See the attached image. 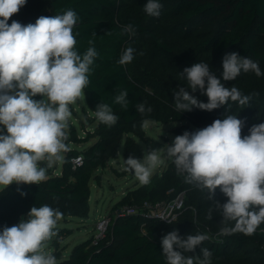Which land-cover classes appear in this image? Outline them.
<instances>
[{"label": "trees", "instance_id": "obj_1", "mask_svg": "<svg viewBox=\"0 0 264 264\" xmlns=\"http://www.w3.org/2000/svg\"><path fill=\"white\" fill-rule=\"evenodd\" d=\"M159 2L162 8L157 18L145 13L147 0H27L9 19V25L13 20L27 25L35 23L40 16L60 15L69 9L77 13L74 28V33H78L77 50L84 53L92 39L98 52L91 66L90 83L83 90L97 126L83 138L72 127L68 144L96 141L84 151L70 148L64 155L61 171L50 167L46 180L38 185L13 183L0 190V231L4 226L18 224L21 218L26 219L31 207L44 204L59 209L64 218H87L91 182H100L101 176L96 172L118 159L122 145L124 159L129 156L143 159L140 142L146 144V152L160 150L161 146L145 136L142 126L145 120L163 124L188 122L199 130L215 119L232 114L245 121L242 137L249 134L253 125L264 123V75L257 77L253 72H242L234 81L222 79L223 56L232 52L258 62L264 73V0ZM128 24L136 29L134 35L122 34ZM127 47L135 49L134 59L127 65H119L117 61ZM199 62L208 63L226 87L234 85L243 95L250 96L249 103L241 106L230 101L229 105L211 112L198 108L177 111L173 89L181 86L200 101L208 102L199 90L192 93L180 75L185 67ZM121 90L128 91L127 110L114 103L115 95ZM101 102L108 104L119 117L115 125L108 127L96 118V106ZM137 103H144L152 111L137 112ZM78 157L82 163L75 165L72 160ZM41 166H46V162H41ZM182 192H185V206L176 221L166 224L138 216L114 218L104 239L94 244L91 237L76 245L68 257L57 253V264H166L161 238L174 229L181 237L188 234L209 237L195 252L184 253L185 256L199 255L203 247L212 252V264H264V223L251 236L242 233L218 236L221 217L214 212L211 220L207 218L212 204L207 192L185 183L170 162L149 184L125 194L107 214L113 216L121 206L144 201H172ZM215 199L224 203L227 198L217 189ZM71 234L67 229L59 232L54 248L60 246V238Z\"/></svg>", "mask_w": 264, "mask_h": 264}, {"label": "clouds", "instance_id": "obj_2", "mask_svg": "<svg viewBox=\"0 0 264 264\" xmlns=\"http://www.w3.org/2000/svg\"><path fill=\"white\" fill-rule=\"evenodd\" d=\"M26 2L0 0V186L4 188L13 183L38 185L46 180L47 168L64 160V154L71 150L67 143L69 106L84 95L91 66L98 57L92 39L84 53L77 50L78 33L74 28L78 15L71 9L60 15L40 16L35 23L23 25L13 20L9 25V19ZM161 8L159 0H147L144 5L145 13L151 17L158 18ZM135 31L128 24L122 34L134 35ZM134 53V48H125L117 63H131ZM242 72L264 75L258 62L237 52L226 53L222 79L234 81ZM180 75L192 93L199 90L208 98L204 103L183 86L173 89L175 109L181 113L193 108L211 112L230 101L243 106L251 99L236 86L221 83L208 63L185 67ZM37 95L42 98L34 99ZM127 97L128 91L121 90L114 103L127 110ZM135 107L141 114L152 111L144 103ZM95 116L108 127L119 119L102 102L96 106ZM150 123L145 120L142 126ZM244 124L237 115L226 114L202 129L175 136L171 144H165L164 157L159 149L149 150L143 159L129 156L124 159L125 170L147 185L166 158L185 183L207 192L212 202L207 218L211 220L214 212L221 217L218 236H251L264 223V123L253 125L242 137ZM217 189L226 202L215 199ZM62 215L47 204L33 206L27 219L4 226L0 231V264H57L56 257L45 251L44 242L57 235L54 229ZM159 219L171 223L166 216ZM208 238L206 234L181 237L175 229L166 233L161 238L166 264H212V252L207 248L202 247L199 255H184L195 252Z\"/></svg>", "mask_w": 264, "mask_h": 264}, {"label": "rangeland", "instance_id": "obj_3", "mask_svg": "<svg viewBox=\"0 0 264 264\" xmlns=\"http://www.w3.org/2000/svg\"><path fill=\"white\" fill-rule=\"evenodd\" d=\"M39 95L34 99H41ZM71 117L69 119L68 138L71 134L72 127L75 128L77 136L80 138L85 137L87 131H93L97 126V121L93 116V113L89 109L86 103L85 96L82 95L77 101L70 105ZM148 127H144L145 136L152 140L156 145L161 146L160 153L164 157L165 144H171L172 140L177 135H182L185 131L193 132L198 130L194 125L188 122H173V123H158L150 121ZM175 125V126H173ZM96 140H90L89 142L75 143L72 141L70 148L84 151L88 149ZM140 142V141H139ZM123 143V142H122ZM141 149L144 155L147 153V146L145 143L140 142ZM65 155V154H64ZM61 162L53 164L52 168H56L61 171ZM169 163L165 158V162L158 166L151 176V178L160 173ZM123 145L120 148L118 159L111 161L104 169H100L96 172V175L101 176L100 182H91L92 195L90 198V213L87 218H64L58 221L54 231L57 235L52 237L45 243V251L49 254L57 256V253H61L64 257H68L71 250L78 244L85 242L95 234V228L97 221L106 216L107 213L112 211L114 205H116L129 191H133L142 186L137 180L133 172H125ZM4 188L0 186V190ZM27 219V218H26ZM64 229L70 230L72 234L68 237L60 238V246L55 249L53 242L57 239L58 233ZM59 237V236H58Z\"/></svg>", "mask_w": 264, "mask_h": 264}, {"label": "built area", "instance_id": "obj_4", "mask_svg": "<svg viewBox=\"0 0 264 264\" xmlns=\"http://www.w3.org/2000/svg\"><path fill=\"white\" fill-rule=\"evenodd\" d=\"M75 165L82 163V158L78 157L72 160ZM185 206V192L177 195L172 201H160L150 202L144 201L142 204L125 205L117 208L113 213V216L106 214L101 217L96 224L95 234L93 236L94 244H97L100 240L104 239L110 223L114 218H123L129 216H138L145 220H159L166 224V221L160 220L161 216H166L172 222L176 221L179 215L182 213Z\"/></svg>", "mask_w": 264, "mask_h": 264}]
</instances>
